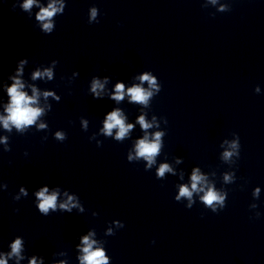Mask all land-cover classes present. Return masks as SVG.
<instances>
[{
	"label": "clouds",
	"instance_id": "1",
	"mask_svg": "<svg viewBox=\"0 0 264 264\" xmlns=\"http://www.w3.org/2000/svg\"><path fill=\"white\" fill-rule=\"evenodd\" d=\"M215 3V0H212ZM35 0H24L22 5L23 9H30ZM63 5L60 7L56 6L55 0L52 4H49L48 8L41 9L40 13L37 15V19L40 21H46L48 18L52 17L54 13L57 11H61ZM223 10V8H221ZM97 15L96 9L93 8L91 10V19L95 20ZM43 29L45 32L50 33L53 29L52 23L46 22L43 24ZM52 77V71L50 69H46L43 72L37 71L33 75V79L37 77ZM141 82H147L149 85L148 89L141 87L140 85H134L132 88L128 89L127 92L130 95L131 99L135 102H139L143 105H147L149 99L153 96L154 92H160L161 87L157 83L156 77L151 75L150 73H145L139 77ZM104 85L99 80L94 79L92 82V92L95 94V97H99L98 89H103ZM24 88L23 83L19 79L14 78L13 85L8 88V94L10 96V103L6 107V112L8 115L0 116V123L3 124L5 129L10 130V126L14 125L18 130H22L25 126L33 125L37 118L42 114L43 109L39 107H35L36 98L39 95L35 88L32 89L33 95L28 96L22 89ZM259 91V89H257ZM45 97L50 95V93H44ZM124 98V85L122 83H117L115 95L112 99L117 102L123 100ZM138 123L145 130L152 127L151 123L145 121V118L141 116L138 120ZM39 127L43 128L45 125L41 124ZM133 127L132 124H125L124 117L119 109H116L107 115L104 129L105 134L111 136L112 130L118 129L116 133V138L118 140L123 139L129 130ZM58 139H64L63 134L57 133ZM163 134L160 132L155 133L154 139L149 140L148 136L141 140H139L136 144V157H143L148 161V165L151 166L155 162V157L159 153L161 149V136ZM233 149H237L239 147L238 143L234 141L231 145ZM233 155L232 151L224 152V159H229ZM129 160H132L133 157L129 155ZM172 169L168 164H163L159 167L157 176L164 177L166 172H171ZM229 176H225V180H230ZM191 190L187 186H182L180 188L179 196L176 197L177 200L180 197H187L191 200L193 192L204 191L202 187H198V185H203L206 182V178L200 174L199 169L193 171L191 176ZM259 190H256V195H258ZM21 194L27 195V192L24 188H21ZM36 198L39 201L37 207L38 211L42 216H49L50 210L55 212L57 210V197L58 192L53 191L49 193V189L47 187L40 188L36 193ZM16 199H19L17 197ZM73 197H69L68 201L59 205V208L65 210L67 212H71V207L75 205L72 204ZM201 200L204 204L213 211H215V206L224 205L225 197L219 194L214 188L208 187L207 191H204V195L201 197ZM19 211V209H16ZM91 235V234H90ZM154 243V241H153ZM82 244L84 247L82 248L83 255L80 257L81 264H108L107 258L104 255V252L100 249H93V245L95 241L90 239V236L82 237ZM12 251L9 253V256H16L20 258V252L22 249V240L20 238L15 239V241L11 244ZM0 264H7V260L5 258H0ZM30 264H37L36 257H33L30 261ZM40 264H43L41 259Z\"/></svg>",
	"mask_w": 264,
	"mask_h": 264
},
{
	"label": "water",
	"instance_id": "2",
	"mask_svg": "<svg viewBox=\"0 0 264 264\" xmlns=\"http://www.w3.org/2000/svg\"><path fill=\"white\" fill-rule=\"evenodd\" d=\"M262 1H264V0H262Z\"/></svg>",
	"mask_w": 264,
	"mask_h": 264
}]
</instances>
